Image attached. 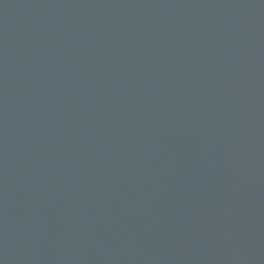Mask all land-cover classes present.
<instances>
[{
	"label": "water",
	"instance_id": "water-1",
	"mask_svg": "<svg viewBox=\"0 0 264 264\" xmlns=\"http://www.w3.org/2000/svg\"><path fill=\"white\" fill-rule=\"evenodd\" d=\"M0 264H264V0H0Z\"/></svg>",
	"mask_w": 264,
	"mask_h": 264
}]
</instances>
